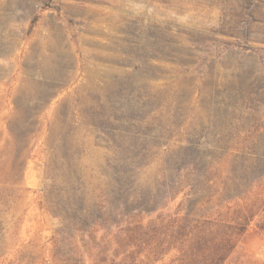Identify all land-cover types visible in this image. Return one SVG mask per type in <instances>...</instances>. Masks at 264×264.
<instances>
[{"label": "rangeland", "instance_id": "obj_1", "mask_svg": "<svg viewBox=\"0 0 264 264\" xmlns=\"http://www.w3.org/2000/svg\"><path fill=\"white\" fill-rule=\"evenodd\" d=\"M0 264H264V0H0Z\"/></svg>", "mask_w": 264, "mask_h": 264}]
</instances>
